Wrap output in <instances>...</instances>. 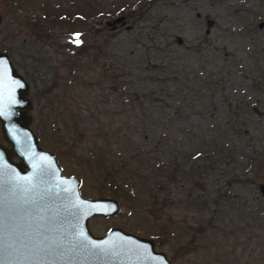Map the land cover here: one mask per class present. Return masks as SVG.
<instances>
[{
  "label": "rangeland",
  "instance_id": "374dc122",
  "mask_svg": "<svg viewBox=\"0 0 264 264\" xmlns=\"http://www.w3.org/2000/svg\"><path fill=\"white\" fill-rule=\"evenodd\" d=\"M47 2L46 8L73 6L83 13L92 2L98 14L86 24L79 15L75 25L50 16L38 37L17 16L43 19ZM0 14V50L29 83L30 126L46 135L40 146L58 151L61 173L80 180L83 197L107 196L121 206L114 216L89 219L94 235L120 227L154 240L172 264H264V219L248 231L236 210H264L258 188L264 160L247 173L251 157L264 152V30L258 28L264 0H0ZM120 15L130 29L111 28ZM83 37L93 48L77 56ZM148 56L152 69L145 65ZM121 84L132 91L155 89L173 114L164 145L133 140L155 164L174 160L187 170L167 180L157 203L152 192L129 198L117 186L122 199L112 196L79 148H105L108 141L93 131L98 121L135 119V112L98 114L101 107L123 109L121 90L104 96ZM55 118L61 127L66 119L67 129L53 131ZM76 122L86 136L79 147L73 145Z\"/></svg>",
  "mask_w": 264,
  "mask_h": 264
},
{
  "label": "water",
  "instance_id": "95a60500",
  "mask_svg": "<svg viewBox=\"0 0 264 264\" xmlns=\"http://www.w3.org/2000/svg\"><path fill=\"white\" fill-rule=\"evenodd\" d=\"M125 19L117 16L111 28L130 29ZM29 89L0 51V264H172L152 239L120 227L91 232V217L114 216L121 206L107 196L83 197L80 180L61 173L30 126ZM258 188L264 197V183Z\"/></svg>",
  "mask_w": 264,
  "mask_h": 264
},
{
  "label": "trees",
  "instance_id": "16d2710c",
  "mask_svg": "<svg viewBox=\"0 0 264 264\" xmlns=\"http://www.w3.org/2000/svg\"><path fill=\"white\" fill-rule=\"evenodd\" d=\"M48 3L49 2L43 4L45 6L43 9V19H41L42 17L31 19L25 18L22 15L17 16L24 24L31 25V32L35 36H42L40 32H42L44 25H41V22L43 23V21L50 16H58L59 19L60 17L62 19L67 18L68 22L75 25V19H78L77 17H79V15L84 18L82 23L86 24L87 19L85 20V18L94 19L96 14H98L97 8L99 6H96V3L95 5L92 4V2L89 11L87 10L84 13L80 10V7L73 9L75 8L73 6L71 9L72 11H69V9L65 10V8L60 5H57L56 8H46ZM59 10L60 12H57ZM127 15L132 16L133 14L129 12ZM135 16L136 19L141 18L142 13L137 12ZM46 29L50 30V28ZM85 41L86 38L83 37V42L76 48L75 51L77 56H85L90 49L93 48V46L85 43ZM150 59L151 56L145 59V65L148 69H152L155 65ZM109 90L110 91L104 95L106 99H109L113 95V92L117 90H121V93L126 95V99L122 103L123 109L120 110V108L117 107L116 109L108 108L103 111L102 107V110H100L98 109L100 106H96L95 109L100 110L98 114L110 115V117L113 118L115 115L120 116L128 114L129 112H135L137 113L135 119H124L122 122H120L121 120H116L114 123L110 118L107 123L98 121L96 126L93 127V131L95 132L96 138H100L102 141H108L105 148L99 145L97 146L96 144L88 148L79 147L78 142L84 143L86 140L83 139L86 138V136L83 132L79 131L81 128L77 126L78 123L76 122L74 123V129L79 131V139L75 140L76 143L73 145L75 147L78 146L83 151L85 150V155L83 156L89 164L90 162L94 164L93 168H96L97 177L101 179V182L104 183L108 189H110L109 193L112 196L122 199V195L120 193L118 194V189L115 188L117 186L119 190L127 191L126 193L129 198H131V196L138 197L152 192L154 195L152 194L151 197L154 203H157L158 195L165 192L167 180H176V178L180 177L178 176L180 173L185 175L187 170L183 169L179 164H176L174 160L166 165L155 164V162L151 161L150 157H148V153L139 151L134 147L133 140L141 138L149 141L152 146L153 144L154 146L164 145L167 135L164 133L171 130V125L173 127L172 123H174V119L170 118L173 114L170 111L167 112V105L160 100L158 92L155 89L141 90L143 92L132 91L128 86L121 84L118 87L110 86ZM86 107L89 108L87 105ZM63 120L65 122H63V127L60 126L59 119L55 118V120H53V131L58 133L67 129L69 123H67L66 119ZM115 125L116 127L114 128L113 126ZM37 137L39 140H42L46 138V135L40 132L37 134ZM54 152L55 155L58 156V151L54 149ZM259 160H264V152H256L255 155L251 157L247 165V173H251L254 167L258 166L254 165V163ZM261 161H259V163ZM262 169L263 168L259 169L258 172ZM254 174L256 173L254 172ZM181 177L183 179L185 178L184 176ZM236 210L238 214H240V221L243 222V229H247L248 231L251 227H258L264 219L263 208L260 209L256 207L245 209L237 207Z\"/></svg>",
  "mask_w": 264,
  "mask_h": 264
},
{
  "label": "flooded vegetation",
  "instance_id": "af4514ba",
  "mask_svg": "<svg viewBox=\"0 0 264 264\" xmlns=\"http://www.w3.org/2000/svg\"><path fill=\"white\" fill-rule=\"evenodd\" d=\"M0 51H2V52H6V51H3V50H0ZM8 53V52H7ZM8 55H9V53H8ZM10 57V56H9Z\"/></svg>",
  "mask_w": 264,
  "mask_h": 264
},
{
  "label": "snow or ice",
  "instance_id": "6c2138e0",
  "mask_svg": "<svg viewBox=\"0 0 264 264\" xmlns=\"http://www.w3.org/2000/svg\"><path fill=\"white\" fill-rule=\"evenodd\" d=\"M75 42H76V43H79V40L77 39Z\"/></svg>",
  "mask_w": 264,
  "mask_h": 264
}]
</instances>
